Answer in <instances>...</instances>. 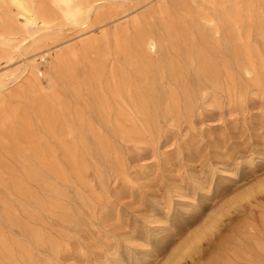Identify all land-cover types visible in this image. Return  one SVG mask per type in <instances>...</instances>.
<instances>
[{
    "label": "bare ground",
    "instance_id": "6f19581e",
    "mask_svg": "<svg viewBox=\"0 0 264 264\" xmlns=\"http://www.w3.org/2000/svg\"><path fill=\"white\" fill-rule=\"evenodd\" d=\"M110 7V0H0V264H36V249L65 250L51 226L76 218L71 189L93 204L87 173L94 168L102 179L113 170V139L156 141L163 118L192 119L199 95L243 103L249 86L264 95V0H143L103 18ZM61 24L80 31L54 38ZM11 82L17 90L7 89ZM229 156L216 152L212 182L217 173L236 181L243 166H264V140L256 156ZM195 168L190 181L201 189ZM257 183L238 198L247 199L237 206L248 221L227 232L224 213H210L164 264H264V177ZM110 248L102 264H127L119 242Z\"/></svg>",
    "mask_w": 264,
    "mask_h": 264
},
{
    "label": "rangeland",
    "instance_id": "374dc122",
    "mask_svg": "<svg viewBox=\"0 0 264 264\" xmlns=\"http://www.w3.org/2000/svg\"><path fill=\"white\" fill-rule=\"evenodd\" d=\"M142 1L110 0L111 7L103 18L119 17ZM113 26H109L110 31ZM53 31L54 38H68L76 36L80 29L61 24ZM93 35L100 37V30H95ZM27 62H19L13 68L23 67ZM19 85L11 82L7 89L15 91ZM249 91L243 103L227 94L217 98L211 93L199 95L192 119L175 122L170 117L163 118L156 141L148 136L127 141L113 139V170L108 169L102 179L94 168L87 173L90 187L86 192L94 191L93 204L86 206L78 201L71 189L76 218L72 223L56 222L51 226L55 240L61 242L65 250L53 256L50 251L36 249V264L48 260L49 264H102L116 242L127 264H138L143 257L148 258L146 264H164L178 249L180 240L200 227L210 213H224L227 232L248 221L251 215L248 211L239 212L245 208L237 206L246 204L247 199L239 204L238 198L247 190L257 188V180L264 177V166H257L253 171L243 166L234 176L236 181H228L226 176L222 178L217 173L212 182L210 170L215 166L216 152L220 149L230 152L229 157L240 153L256 156L264 140V95L252 86ZM192 153H195L194 162L189 161ZM191 165L196 166L195 172H202L204 186L201 189H194L190 181ZM143 171L150 176H143ZM125 176L131 183L125 182ZM182 178H186L187 196L184 198L176 191ZM196 205L200 206L198 214ZM108 212L109 218L105 219ZM11 235L19 233L13 230ZM80 248L85 252L82 259ZM151 251H156V255L146 257Z\"/></svg>",
    "mask_w": 264,
    "mask_h": 264
}]
</instances>
